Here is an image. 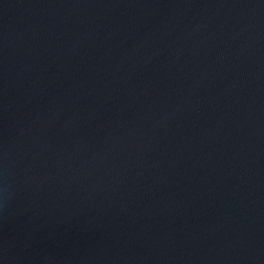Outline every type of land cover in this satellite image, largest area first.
<instances>
[{
	"label": "water",
	"instance_id": "95a60500",
	"mask_svg": "<svg viewBox=\"0 0 264 264\" xmlns=\"http://www.w3.org/2000/svg\"><path fill=\"white\" fill-rule=\"evenodd\" d=\"M0 264H264V0H0Z\"/></svg>",
	"mask_w": 264,
	"mask_h": 264
}]
</instances>
